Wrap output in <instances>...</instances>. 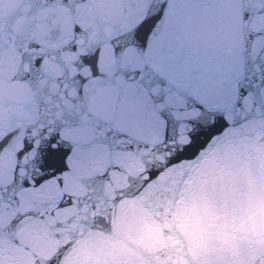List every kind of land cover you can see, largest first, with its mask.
Wrapping results in <instances>:
<instances>
[{
    "label": "water",
    "instance_id": "water-1",
    "mask_svg": "<svg viewBox=\"0 0 264 264\" xmlns=\"http://www.w3.org/2000/svg\"><path fill=\"white\" fill-rule=\"evenodd\" d=\"M0 264H264V0H0Z\"/></svg>",
    "mask_w": 264,
    "mask_h": 264
},
{
    "label": "snow or ice",
    "instance_id": "snow-or-ice-1",
    "mask_svg": "<svg viewBox=\"0 0 264 264\" xmlns=\"http://www.w3.org/2000/svg\"><path fill=\"white\" fill-rule=\"evenodd\" d=\"M160 20H161V16L159 15L146 18L135 33L136 40L140 41L141 44L147 41L149 37L154 34V28L160 22ZM160 39L162 42H164L170 40L171 37L161 36ZM180 86L188 89L192 93H199L204 87L203 76L198 75L195 71H190L181 79ZM236 91H237L238 100L247 98L248 95L247 89L241 87L240 84H237ZM175 95L176 93H173L172 90L169 89V99H171V97ZM160 107L161 110H163V105H161ZM226 126L227 124L224 118L222 116H217L214 120V123L210 127L208 128L201 127L198 132H195L190 136V140L192 141V144L189 145V147L197 144L202 137H207V139L210 140L212 136L219 134V131H223V129ZM61 151L62 150L56 144V141L53 140L52 144L50 145L51 155L53 157H56L60 154ZM197 151H199V149H197ZM45 163H47V161H45Z\"/></svg>",
    "mask_w": 264,
    "mask_h": 264
}]
</instances>
